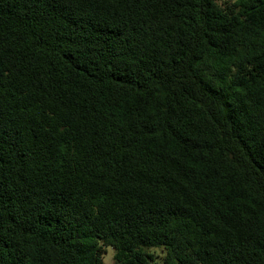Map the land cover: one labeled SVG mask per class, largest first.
<instances>
[{
  "label": "trees",
  "instance_id": "trees-1",
  "mask_svg": "<svg viewBox=\"0 0 264 264\" xmlns=\"http://www.w3.org/2000/svg\"><path fill=\"white\" fill-rule=\"evenodd\" d=\"M264 264V0H0V264Z\"/></svg>",
  "mask_w": 264,
  "mask_h": 264
},
{
  "label": "rangeland",
  "instance_id": "rangeland-1",
  "mask_svg": "<svg viewBox=\"0 0 264 264\" xmlns=\"http://www.w3.org/2000/svg\"><path fill=\"white\" fill-rule=\"evenodd\" d=\"M113 256H114V251L112 248H110L105 255V263L106 264H113Z\"/></svg>",
  "mask_w": 264,
  "mask_h": 264
}]
</instances>
